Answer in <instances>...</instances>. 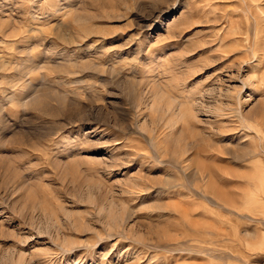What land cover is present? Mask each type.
<instances>
[{"label": "rangeland", "instance_id": "1", "mask_svg": "<svg viewBox=\"0 0 264 264\" xmlns=\"http://www.w3.org/2000/svg\"><path fill=\"white\" fill-rule=\"evenodd\" d=\"M0 264H264V0H0Z\"/></svg>", "mask_w": 264, "mask_h": 264}]
</instances>
